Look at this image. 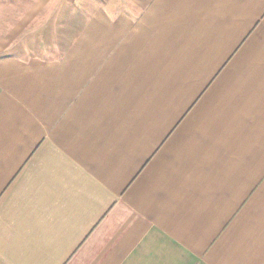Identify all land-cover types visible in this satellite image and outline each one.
Masks as SVG:
<instances>
[{
    "label": "crops",
    "instance_id": "1",
    "mask_svg": "<svg viewBox=\"0 0 264 264\" xmlns=\"http://www.w3.org/2000/svg\"><path fill=\"white\" fill-rule=\"evenodd\" d=\"M22 1L0 0V264H264V0L37 29Z\"/></svg>",
    "mask_w": 264,
    "mask_h": 264
},
{
    "label": "rangeland",
    "instance_id": "2",
    "mask_svg": "<svg viewBox=\"0 0 264 264\" xmlns=\"http://www.w3.org/2000/svg\"><path fill=\"white\" fill-rule=\"evenodd\" d=\"M107 4L106 0H23L19 3V8L24 13L23 16L28 15L30 18L31 13L34 16V25L36 29L42 25L48 17L51 18V27L53 25L58 26L59 13L63 12V16H67L69 11H72V15L76 14L78 10L86 13L94 11L100 7L105 8ZM11 10L9 2H0V46L9 44L11 39L16 35H11L10 30L11 19L8 11ZM26 14V15H25ZM30 20V19H29ZM53 29L51 31V38L53 40ZM42 34L35 33L34 35H19L25 41H43ZM48 40V39H47ZM1 52V50H0Z\"/></svg>",
    "mask_w": 264,
    "mask_h": 264
}]
</instances>
